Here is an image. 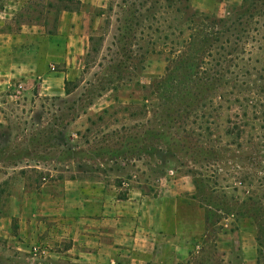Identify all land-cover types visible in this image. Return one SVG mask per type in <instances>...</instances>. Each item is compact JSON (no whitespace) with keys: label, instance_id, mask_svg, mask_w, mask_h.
I'll use <instances>...</instances> for the list:
<instances>
[{"label":"rangeland","instance_id":"374dc122","mask_svg":"<svg viewBox=\"0 0 264 264\" xmlns=\"http://www.w3.org/2000/svg\"><path fill=\"white\" fill-rule=\"evenodd\" d=\"M68 1L0 0V264H257V228L249 219L222 220L227 234L217 238L213 256V239L202 241L205 212L193 199L191 177L175 171L159 181L151 177L157 187L147 196L126 180L131 191L123 201L118 194L127 185L114 186L132 172L144 182L157 162L142 155L115 163L113 154L144 132L146 116L132 108L146 105V88L166 76L163 43L167 30L177 28V13L163 0ZM174 1L219 19L252 3ZM255 4L254 18L242 17L241 43L232 45L236 67L204 74L202 93L213 95L204 105L212 142L228 148V122L245 113L244 138H258L264 156V0ZM63 6L73 11L62 12ZM146 10L157 11L156 20ZM163 103L149 102L153 109ZM240 155L246 162L248 152ZM255 172L261 198L264 165ZM230 174L209 173L222 187L232 184ZM169 211L179 219V235L163 231Z\"/></svg>","mask_w":264,"mask_h":264},{"label":"trees","instance_id":"16d2710c","mask_svg":"<svg viewBox=\"0 0 264 264\" xmlns=\"http://www.w3.org/2000/svg\"><path fill=\"white\" fill-rule=\"evenodd\" d=\"M67 1L62 0L64 3ZM163 1L167 10L177 13V17L174 19L177 28L170 29L171 31L167 30L169 33L165 35L166 42L163 43L164 49H166L163 51L168 55L166 76L146 88L147 91L149 90L146 105L141 109L132 108L141 110L146 116L142 136L137 137L136 133L130 138V144L129 142L124 144L125 147H129L128 150L126 149L121 154H113L114 157H119L116 158L115 163L118 162V159L137 161L141 159L142 155L150 160L157 159V162L154 164V168H151L150 175L144 182L134 172L124 179L117 180V185H114L116 188L122 189L127 185L125 190L118 194L119 200H126L131 191L129 184L127 182L125 184L126 180L137 183L141 194L147 196L146 192L151 190V193L154 191V187H157L151 183V177H154L155 181H159L162 176L174 171L183 174V176H189L195 187L193 199L205 212V229L202 241L206 244L208 237L213 239V256L218 258L217 238L221 234H227L222 220L234 219L239 222L249 219L257 228L256 242L259 248L257 264H261L263 252L260 249L264 246V181H258L263 189V196L258 198L255 187L257 179L255 169L257 171L262 167V164L264 165V156H261L259 151L263 145L255 143L254 139L258 138H244L245 128L250 124L244 118L246 114L238 112L233 114L234 119L228 122L229 126L225 132V136L231 137L233 142L229 146L227 144L228 148L220 146L219 141H217L218 144L213 143L211 127L206 121L210 115L205 112L208 107H204L213 95L207 89L202 93L209 80L208 77L203 78L204 74H212L213 68L222 70L221 73L214 72L213 74H229L233 61L236 60H232L234 54L230 53L233 52L231 51L232 45L236 46V43L237 45L241 43L239 34L242 32V17L248 15L250 19L254 18L253 10L256 9V0H252L250 8L246 11L244 10L245 5L234 8L231 15L225 19L194 12L190 6L177 7L180 1ZM154 2L158 3V0ZM68 3L70 2L68 1ZM183 3H188V0H183ZM49 7L53 8L54 6L50 5ZM61 11L70 12L73 9L72 6H63ZM135 13H132L133 16ZM146 14L147 18L156 20L157 11L146 10ZM186 24V29L178 30V28H184ZM128 31L131 32L132 29L130 28ZM54 33L55 31L49 32L51 35ZM152 39L150 37L149 46L152 48L151 52H155ZM228 49L229 51H227ZM216 56L217 58H215ZM233 66L236 67L235 64ZM199 75L202 77L200 78ZM196 87H199L201 92ZM161 91L162 94L159 96ZM160 98L164 99L162 106L155 107V109H153L154 106L150 108L149 102ZM250 107L254 108V106ZM201 108H204V111ZM129 109L124 107V110ZM107 113L106 110L103 112V114ZM199 121L204 122L200 124ZM90 129L87 131L90 132ZM141 145L142 147H140ZM120 146L122 144L118 145L119 148ZM118 147L111 152L117 151L116 153H118ZM247 152L246 162L248 169H251L250 173L243 172L247 167L245 168L244 163L246 162H243L240 155ZM233 160L236 164L228 166L227 163ZM226 169L231 170L230 175L233 182L230 186L222 187L218 182L212 181V179L215 181L217 179L209 173L215 175ZM240 188L244 189L242 197L238 196ZM220 193L222 194L218 195ZM230 193L235 195L229 196ZM238 229L237 226L235 231L231 230L229 233L232 234ZM199 258L198 256V260ZM197 262L194 264H198ZM204 262L206 263L202 262V264H211L209 260H204Z\"/></svg>","mask_w":264,"mask_h":264},{"label":"crops","instance_id":"0c3cea01","mask_svg":"<svg viewBox=\"0 0 264 264\" xmlns=\"http://www.w3.org/2000/svg\"><path fill=\"white\" fill-rule=\"evenodd\" d=\"M165 214H166L165 215V223H166V226H165L164 229H166L167 231L164 230V229H163V231H165L166 233H170V234L171 233H177V235H179L180 234L179 233V230L181 229L180 228L179 219H177V217L175 216V214H173V211L166 212ZM247 221H248V219L246 220V222ZM201 233L202 232H200V234H198V236L201 235ZM193 238H194V236H193ZM255 254H256V249H255ZM244 255H246V251H244V252L242 251V259H243V262L246 263L247 262V259L245 258Z\"/></svg>","mask_w":264,"mask_h":264}]
</instances>
